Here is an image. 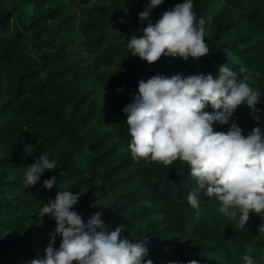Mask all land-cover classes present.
Returning a JSON list of instances; mask_svg holds the SVG:
<instances>
[{
    "label": "trees",
    "instance_id": "1",
    "mask_svg": "<svg viewBox=\"0 0 264 264\" xmlns=\"http://www.w3.org/2000/svg\"><path fill=\"white\" fill-rule=\"evenodd\" d=\"M148 2L0 0V264L43 257L56 225L38 209L60 190L83 191L73 207L85 221L101 211L111 228L124 225L123 237L143 236L153 264H244L249 251L264 264L261 217L250 213L238 228L219 211L221 202L203 191L197 217L187 201L196 184L188 164L133 159L122 111L141 79L180 72L216 76L224 63L237 72L246 68L242 75L264 93V0H193L196 17L205 19L209 53L187 60L162 54L152 63L127 47L131 36L143 34L147 21L138 13ZM180 2L163 0L149 19L155 23ZM256 107L259 122L246 105L233 114L243 135L264 128V96ZM213 127L227 131L229 125ZM42 154L55 159L57 169L26 186V167ZM53 175L57 183L44 188Z\"/></svg>",
    "mask_w": 264,
    "mask_h": 264
},
{
    "label": "clouds",
    "instance_id": "2",
    "mask_svg": "<svg viewBox=\"0 0 264 264\" xmlns=\"http://www.w3.org/2000/svg\"><path fill=\"white\" fill-rule=\"evenodd\" d=\"M162 3L163 0H149L138 13L139 21L147 23L142 26V35L128 40L131 55L149 63L162 54L184 60L207 55L210 48L205 43V19L196 17L193 0L176 3L155 23L151 22L152 9ZM244 72V67L237 72L224 63L216 76L203 72L155 74L139 80L138 91L122 109L127 116L132 158L164 165L178 159L186 162L196 182L187 194L195 215H200L199 197L203 191L221 202L219 211L235 220L238 228L246 226L250 213L264 221V128L256 126L243 135L232 119L238 106L246 105L249 115L260 121L256 105L264 93L250 85ZM208 107L211 112L205 110ZM214 123L229 127L227 131H215ZM48 169H57V161L42 154L27 165L23 183L35 186L41 173ZM56 183L53 175L42 186L51 189ZM82 192L60 190L54 199L49 198L40 206V217L47 214L56 226L49 233L43 257L37 256L28 264H153L150 258L146 259L149 249L143 236L135 240L123 237L124 225L111 228L101 218V211L85 221L74 210ZM257 230L264 237V222ZM57 236L59 246L54 247ZM242 259L244 264H256L250 251Z\"/></svg>",
    "mask_w": 264,
    "mask_h": 264
}]
</instances>
